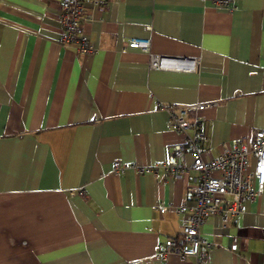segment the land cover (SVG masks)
I'll list each match as a JSON object with an SVG mask.
<instances>
[{"label":"crops","instance_id":"0c3cea01","mask_svg":"<svg viewBox=\"0 0 264 264\" xmlns=\"http://www.w3.org/2000/svg\"><path fill=\"white\" fill-rule=\"evenodd\" d=\"M231 7L110 0L85 23L98 46L88 55L61 43L60 0H0V264H197L152 261L180 233L196 173L166 172L184 136L156 103L211 102L199 112L209 155L264 130V0ZM133 36L198 67L151 68ZM116 159L158 166L159 177L115 173ZM201 234L212 243L203 264H264V189L237 223L222 228L215 215Z\"/></svg>","mask_w":264,"mask_h":264},{"label":"built area","instance_id":"2783aa9c","mask_svg":"<svg viewBox=\"0 0 264 264\" xmlns=\"http://www.w3.org/2000/svg\"><path fill=\"white\" fill-rule=\"evenodd\" d=\"M223 7H231L234 0H211ZM110 0H60V21L63 27L61 43L72 46L79 53L93 54L98 46L91 40L85 23L92 17L93 10L106 6ZM232 8V7H231ZM128 46L141 48L149 53V66L154 69L196 70L198 61L194 58L172 57L151 51V39L133 36ZM157 107L168 113V125L184 136L175 143L164 162L166 172L173 178H181L190 170L196 173L188 186L190 202H183L177 208L185 216L178 235L160 242L152 261L166 260L170 253L182 258L193 256L197 264H203L212 243L201 234V226L212 216L218 215L221 227L227 228L239 221L247 209V203L257 199L264 189V130H258L250 141L239 139L233 147L210 154L205 144L208 136L204 130L200 111L211 106V102L180 105L157 101ZM191 112H196L194 116ZM187 154L192 163L187 164ZM254 158L255 168L251 169L250 159ZM115 173L128 170L137 173H153L159 177L158 166L141 165L123 159L112 163ZM85 196L83 188L77 190ZM160 210L168 206L161 202ZM233 250L237 243L232 244Z\"/></svg>","mask_w":264,"mask_h":264}]
</instances>
